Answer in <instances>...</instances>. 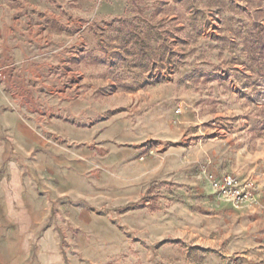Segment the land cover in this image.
Instances as JSON below:
<instances>
[{"label": "rangeland", "instance_id": "obj_1", "mask_svg": "<svg viewBox=\"0 0 264 264\" xmlns=\"http://www.w3.org/2000/svg\"><path fill=\"white\" fill-rule=\"evenodd\" d=\"M119 1L98 0L102 7L94 17L89 16L92 8H81L75 27L76 1L66 0L64 10L58 6L64 29H50L64 43L62 84L14 82L1 92L13 102L0 103V143L8 149L0 165V247L6 242L17 250L27 246V259L38 264L44 230L57 221L59 193L139 196L151 187V195L162 193L163 208L192 197V211L204 214V232L188 225L162 230L154 246L146 242L141 251L131 246L108 264H264V88L245 80L250 72L235 33L241 24L252 22V10L235 0L238 14L204 10L207 24L195 43L185 46L191 52L178 70L154 72L149 85H143L150 77L144 74L139 87L128 92L118 87L103 63L102 47L114 45L106 37L115 20L136 16L131 0L124 9ZM152 5L144 0V15H151ZM81 53L84 61L79 60ZM57 68L50 77L59 80ZM200 72L213 78L203 82ZM134 76L125 83H132ZM67 130L91 141L72 142ZM92 130L94 135H88ZM9 131L15 132L14 138ZM179 147L182 152L175 157L172 152ZM179 173L195 184L173 182ZM224 173L255 181L258 203L233 205L206 188L204 177ZM45 209H52L51 215H41ZM148 219L162 224L165 217L150 213ZM191 220L183 217V222ZM149 234L125 235L135 245L138 236Z\"/></svg>", "mask_w": 264, "mask_h": 264}, {"label": "crops", "instance_id": "obj_2", "mask_svg": "<svg viewBox=\"0 0 264 264\" xmlns=\"http://www.w3.org/2000/svg\"><path fill=\"white\" fill-rule=\"evenodd\" d=\"M75 1L74 12L77 13L73 16L71 27H75V17L79 16L81 8H92L89 16L94 17L99 13L97 9L102 7L98 5V0H74L73 3ZM65 2L66 0H0V103L13 102L1 96V92L13 87L14 82L22 85L35 82L40 87H48L49 82L62 84L65 74L59 67L65 52L64 43L58 42V32H52L50 27L64 29V18L59 13L58 6H62L61 10H64ZM118 6L124 9L127 7V1H119ZM56 67L58 75L61 76L59 80L50 77L51 70L55 71ZM62 95L64 93H61L60 99H63ZM33 132L37 133L35 130ZM66 133H71L70 140L75 143L91 141L81 140L79 132L67 130ZM9 134L14 138V131H9ZM88 135H94V130ZM29 146L32 150L33 145ZM7 150V147L0 143V165ZM76 151L78 150L73 151L74 155ZM179 152H182L180 147L172 153L176 157ZM186 162L182 161L181 164L186 166ZM62 167L69 169L71 165L65 164ZM175 176L173 182L195 184L184 178L181 173ZM204 182L206 188L211 190V184L206 177ZM127 184L132 183L128 180ZM65 191L57 195L60 196L57 197L60 202L54 209L56 223L48 224L44 230L41 241L43 256L38 264H108L117 256L125 254L131 246L136 251H141L146 242L154 246L162 230L171 231L177 226L188 225L189 230L204 232V214L192 211V203L189 202L192 197L183 198L185 202H172L168 208H163L162 200L165 199L161 198L162 193H159L158 201L154 204L157 210L153 211L150 209L146 192L139 196L127 192L114 195L90 194L81 198ZM140 197L144 198L145 202L142 200L137 206L131 205V201ZM199 198L204 199V196L199 195ZM100 200H103V203H98ZM51 212L52 209H45L41 215L49 216ZM150 213L157 214V217L163 215V223L149 221ZM186 215L192 219L191 223L183 222ZM146 230L150 232L147 237L138 236L133 242L135 245H130L126 233H144ZM29 253L30 248L27 246L17 250L15 244L6 242L0 247V264H34L27 259Z\"/></svg>", "mask_w": 264, "mask_h": 264}, {"label": "trees", "instance_id": "obj_3", "mask_svg": "<svg viewBox=\"0 0 264 264\" xmlns=\"http://www.w3.org/2000/svg\"><path fill=\"white\" fill-rule=\"evenodd\" d=\"M153 12L148 17L141 7L144 0H131L136 16L132 19L120 17L110 28L107 39L114 45L106 44L102 52L106 55L103 63L108 71L114 74L118 87L131 92L140 85L139 79L150 74L143 85L154 83V72L173 68L178 70L187 54L185 46L195 43L196 34L202 30L204 10L215 11L216 15L227 12H241L235 3L245 4L252 10V22L247 26L240 25L236 35L240 38L242 52L246 55L245 80L252 81L257 88H264V6L261 0H151ZM160 17H165L160 19ZM234 45V44H233ZM91 54V53H90ZM80 61L85 60L80 54ZM92 59V63H97ZM121 72L122 75L117 73ZM134 74L132 83H125L129 75ZM203 82H208L212 75L200 72ZM264 112V108L262 109ZM147 191L150 209L155 211L157 197Z\"/></svg>", "mask_w": 264, "mask_h": 264}, {"label": "built area", "instance_id": "obj_4", "mask_svg": "<svg viewBox=\"0 0 264 264\" xmlns=\"http://www.w3.org/2000/svg\"><path fill=\"white\" fill-rule=\"evenodd\" d=\"M207 179L214 193L233 205L258 203L257 186L252 179H240L229 173L220 176L207 175Z\"/></svg>", "mask_w": 264, "mask_h": 264}]
</instances>
